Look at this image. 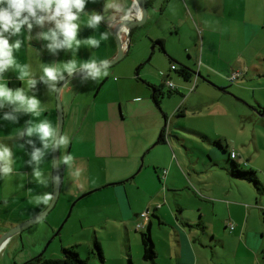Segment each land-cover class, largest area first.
I'll return each mask as SVG.
<instances>
[{"label": "crops", "instance_id": "crops-1", "mask_svg": "<svg viewBox=\"0 0 264 264\" xmlns=\"http://www.w3.org/2000/svg\"><path fill=\"white\" fill-rule=\"evenodd\" d=\"M146 1L149 11L162 14L163 5L159 8L155 4L165 5L171 0ZM178 1L185 11L184 23L189 27H193V23L199 25L203 29V39L212 32V24L216 25L215 32L222 36L225 44L229 42L234 48L235 57L228 62L234 67L232 69H247L248 74L254 68L256 77L264 76L257 65L264 52V47L258 45L261 25L264 27V0ZM133 4L134 0H0V211L10 218L5 225L9 222L11 226L16 225L50 205L54 193L58 87L75 71L104 64L116 57L118 45L105 20L130 14ZM43 9L47 13L39 23L38 16ZM172 25L171 32L181 34V28L175 23ZM135 31L136 28L132 38ZM161 39L157 37L152 43L155 49L165 53V41ZM131 44L126 55L130 53ZM186 47L190 49L192 43H186ZM180 57L177 55L176 59ZM169 60L178 69L182 66L192 68L182 60L179 63L172 57ZM202 68L198 77L204 75L213 84L223 86L222 82L228 78L229 68L227 73L224 69L214 72L205 68L207 75ZM175 71L171 69L168 77ZM114 74L108 72L97 79H89L86 75L79 84L71 81L62 91V99L66 95L67 103L60 145L61 191L65 190L69 203L86 191L112 188L103 203V219L90 220L93 227L116 219L130 233L140 231V224L145 229L150 226L157 256H160L155 229L164 230L161 227L165 226L170 230L165 232V243L170 244V255L172 252L177 255V264H198V259L194 262L187 259L185 250L197 249L196 241L205 233V237H212L222 245L225 239L236 242L239 247L246 245L249 254H253L248 258L260 264V253L247 243L253 234H258L250 228L251 209L258 207L249 206L247 210L241 196V192H251L249 186L252 184L232 178L226 171L230 165L227 151H236L237 159L241 160L242 156L218 128L216 136L212 135L210 140L207 134L203 135L202 129L177 121L189 117L193 109L202 115L205 101L208 106H216L222 93L204 88L200 80H197L199 92L195 94L190 93V85H180L177 92L181 98L168 97L167 100L165 96L161 101L166 116L155 108L148 109L149 97L141 100L134 95L125 102L123 95H129L133 81L126 77L117 80L112 78ZM162 75L164 78L165 74ZM106 81L111 86L109 89L104 85ZM92 83L97 97L111 90L115 97L119 95L118 99L103 102L101 106L94 100L91 103L79 101L83 89ZM207 84L216 88V85ZM139 104L144 105L146 113L140 111ZM118 107L123 114L115 117ZM80 112H85L86 116L77 133ZM90 113L95 118L91 121L94 128L90 134L81 136ZM169 113L172 118L165 141L154 146ZM128 115L143 120L149 117L153 121L152 126L143 127L136 146L138 150L131 154L132 146L123 123ZM212 117L216 123L221 115L216 111ZM189 142L196 143L208 154L207 158L212 159L204 163L203 170L193 164L195 157L189 156ZM213 146L221 147L223 152L220 154ZM225 154L227 159L220 157ZM142 155L145 157L143 166L135 174ZM197 156L199 162L202 155ZM209 172H215L216 177H211ZM222 172L227 177L224 178ZM191 185L195 190L189 188ZM188 200L191 202L187 204ZM114 207L118 213L113 212ZM84 209L89 210L88 206ZM145 212H149L147 218L142 217ZM152 214L158 221H153ZM230 225H235V229L231 230ZM175 241L177 249L172 248Z\"/></svg>", "mask_w": 264, "mask_h": 264}, {"label": "rangeland", "instance_id": "rangeland-1", "mask_svg": "<svg viewBox=\"0 0 264 264\" xmlns=\"http://www.w3.org/2000/svg\"><path fill=\"white\" fill-rule=\"evenodd\" d=\"M155 5L159 8L163 5L164 11L162 14H159L154 13V11L150 9L147 23L136 28L132 42H130V44L132 43L130 53L125 55L116 65L90 74L87 77H89V79H95L99 77V75L108 72H115L112 78H116L117 80L126 77L133 82H131L129 86V95H123L125 102L127 98L130 99L134 95L140 96L141 100L149 97L150 107H148V109L151 108L154 110L155 108V110L163 113L164 110L162 105L157 106L153 98V88L147 83L151 85L156 83L157 86H162L164 83L163 91L168 100V97L175 98L181 95L178 93L179 91L172 95L168 94L169 89L166 86V78H168V80L172 78L169 81H172L177 88L183 84L192 87L196 79L195 74L188 83L176 72H172V77H168V73L171 71L172 66L169 57L177 60L178 63L182 60L184 63L190 64L193 68L191 69L196 73L202 67L203 74L207 72L205 68L214 72L218 69H224L227 73V68H229V71L234 68L232 64H228V62H230L229 59L231 61L234 59L235 51L232 46L230 47L229 42L225 44L224 39L221 38L222 36L215 32L216 25L212 24V32L207 33L203 39V29L199 25L193 23V27H189L188 24H185L183 21L185 19V11L178 0H171L170 3L165 5ZM262 18L263 16L260 17V21H262ZM172 23H175L176 26L181 28V34L176 35L171 32L170 28L174 27ZM261 28L262 33L259 37L260 41L258 45L261 44L264 47V27L261 25ZM157 37L165 41V53L160 51L159 48L153 49L155 44H153L152 41H156L155 38ZM186 43H192V47L188 49ZM188 51L190 53H188ZM262 54L261 60L258 61L257 65L259 72L264 75V52ZM177 55L182 56L180 57L181 59H176ZM189 56L190 59H188ZM163 73L165 74V79L163 78ZM82 78L84 77H79L71 81H77L79 84ZM197 78L204 88L214 92L217 91L218 93L221 92V99L216 102V106H208V101H205L206 105L204 106L202 115H198L199 112L196 113V110L193 109L192 112L189 111V117L178 118L177 121L179 124L195 126L202 129L205 133L203 135L207 134L206 136H208L209 139L212 138V135L216 136L217 133L215 130L218 128V132L227 136L230 140V146L236 149L242 156L241 160L240 158L237 159L238 162H240V167H242L244 171H255L258 179L264 185V118L261 117L258 112L259 106H264V76L259 75L256 77L254 68H252L247 76L243 75L242 78H239L236 82H231V80L226 77L225 81L222 82V84H224L223 86H219L215 83L216 86L211 84L212 87L215 86L216 88H210L207 84V80L203 79L204 77ZM210 82L213 83L212 81ZM104 85H106L108 89L111 87L108 81H106ZM221 88L225 89L222 90ZM93 89V83L90 86L87 84L78 100L90 103L94 100L101 106L103 102H113L119 97V95L115 97L111 90L105 93L102 92L97 97L95 93H93ZM197 92H199L198 87L194 94ZM164 97L162 99H164ZM62 103L64 109V105L67 103L66 95L65 99H62ZM161 103L162 102H160V104ZM196 103L199 104L198 102ZM138 106L141 107L140 111L143 114L146 113V108L143 107L144 105L139 104ZM216 111L220 113L221 118H219L218 122L214 123L212 115ZM121 112L122 110L120 111L119 107L118 109L116 108L114 111L115 117H120ZM164 114L167 116L165 112ZM222 115H224V117H222ZM77 116H79L77 133H79V127L86 113L80 112ZM88 117L85 125L86 129L82 135L80 133L81 136L90 134V131L94 128L91 123V121L95 119L93 113H90ZM171 118L172 114L169 113L168 125L171 122ZM123 123L125 124L124 132L128 134L127 140L132 146L131 154L138 150L136 146L138 141L141 140L139 137L141 130L145 126H152L153 121L150 120L149 117L143 120V118L141 119L128 115L127 119L123 120ZM154 144L155 142L153 145ZM189 145V156L195 157L193 158V164L198 166L200 170H203L204 163L206 162V164H208L207 162L212 161V159L207 158L208 154L200 150L196 143L189 142ZM213 147L217 152H223L221 147ZM199 154L202 156L200 157L201 160L198 162L197 158L199 157L197 155ZM226 155L227 154L224 156L221 155L220 157L227 159L228 156ZM144 158V155H142L140 158V167L135 174H137L141 166H143L142 163H144ZM222 173L225 175L224 172ZM207 175L208 173L203 174L204 177H207ZM209 175H211V177L212 175L216 177L215 172H209ZM223 177L225 178L227 175ZM223 177L221 179H223ZM249 187H251V192L249 194L241 192V196L243 197L242 202L246 205L247 210H249V206L258 207V209H251L252 220L250 222V228L258 234H253L247 243L253 250L260 253L259 262L260 264H264V192L263 194H259L255 191L253 186L250 185ZM189 188L195 190V187L192 185ZM219 188L220 186L218 189ZM64 191H61L62 193L60 194L56 206L45 219L25 229L9 240L1 252L0 264H23L39 256L44 259L60 258L62 257L64 248H73L79 253L82 259L88 262V264H129L128 259H131L133 264L178 263L177 255L173 252L170 255V244L165 243V232L170 231L165 226L161 227L164 230L155 229L159 240V244L157 245L160 249V256H157L154 260L145 261L143 259L140 235L141 231L145 230V226L142 227V224H140V231L130 233L118 219L113 222H103L97 227L91 225V218L93 221H98L99 217L102 218L103 203L105 202V197L112 193V188L102 187L86 191L77 197V202L72 201L70 203L66 199V193ZM92 191L94 192L83 197V195ZM189 202L191 201L188 200L187 204ZM86 206H88L89 210L84 209ZM113 212L118 213L117 207L113 208ZM6 216H8L7 213L0 211V221L2 220V223H0V236L37 215L16 223V225L13 226L10 225V222L8 226L4 224L6 219L10 221V218ZM152 219L155 222L158 221V218L154 217V214H152ZM12 220L14 221L15 219L13 218ZM199 231L202 233L203 230L200 229ZM204 235L205 233L203 236L201 234L200 239L196 241L197 249H194V251L185 250L186 257L191 262L198 259V264H258L257 260L248 258L253 254H249L246 245H241L239 247L236 242L228 239H225V244L222 245V243L212 239V237H205ZM95 242H99L101 245L105 258L104 262L99 258L98 251L94 245ZM174 247L175 249L178 248L177 241L173 243L172 248ZM238 254L237 260L234 259Z\"/></svg>", "mask_w": 264, "mask_h": 264}, {"label": "water", "instance_id": "water-1", "mask_svg": "<svg viewBox=\"0 0 264 264\" xmlns=\"http://www.w3.org/2000/svg\"><path fill=\"white\" fill-rule=\"evenodd\" d=\"M138 5L140 8V13L137 15L134 12V6ZM149 16V8L147 5L146 0H134L133 9L131 10L130 14L125 16H113L109 17V19L105 20L106 26L111 30L113 33L115 40L118 45V54L116 57H114L111 61L106 62L101 65H97L94 67H90L87 69H80L69 75L58 87V90L56 92V101H57V131L55 135V141H54V148H53V161H54V193L53 198L50 203V205L45 209L43 212L38 214L37 216L33 217L32 219L22 223L21 225L11 229L10 231L6 232L2 236H0V256L2 250L5 248L7 243L11 238L14 236L20 234L25 229L31 227L32 225L42 221L45 219V217L54 209L56 206L61 190H62V179H61V167H60V145H61V138L64 131V123H65V115H64V109H63V103H62V91L66 87V85L71 82V80L83 77L86 75L93 74L95 72L101 71L105 68L111 67L119 63L127 54L129 48H130V42L132 39L131 33L133 30L139 26H142L143 24L147 23ZM155 49V47H153ZM203 76L200 75V78ZM206 79L209 83V79ZM211 83V82H210ZM213 84V83H211ZM215 85V84H214ZM167 125V121L165 118V124ZM158 144V141L154 144V146ZM112 185V184H111ZM110 186V185H109ZM94 191L83 195V197L93 193ZM81 197V198H83ZM40 257V256H39Z\"/></svg>", "mask_w": 264, "mask_h": 264}, {"label": "trees", "instance_id": "trees-1", "mask_svg": "<svg viewBox=\"0 0 264 264\" xmlns=\"http://www.w3.org/2000/svg\"><path fill=\"white\" fill-rule=\"evenodd\" d=\"M42 13H44V14H42ZM46 13H47V11L44 10V9L40 11L39 16H38V22H39V19H41V22L43 21L44 15ZM41 22H39V23H41ZM131 36H132V33H131ZM159 44L163 45V42L160 41ZM172 66H175V65L172 64ZM233 71H242L243 72L242 75H246L247 74V69H240V70H237V69L236 70L235 69L232 70L231 69L229 71V74H228V79L229 80H231V76H232ZM175 72H177L180 76H182L183 79L186 82H190L195 74L199 75L198 72L196 73L194 70H192L191 68H187L186 66H182L180 69L177 68ZM240 78H242V77H240ZM164 79H165V77H164ZM237 80L231 81V82H236ZM167 81L168 80L165 81L166 82V86H167ZM147 84L151 88H153V93H154L153 94V98H154L157 106H160L161 99L165 96V94L163 92V87L161 86V88H160L159 86L151 85L149 83H147ZM167 87L169 89V91H168L169 95L177 93V87L176 86H174L175 87L174 90H171V88L169 86H167ZM196 88H197V86H196ZM196 88L193 90L192 87H191L190 88V93H194L196 91ZM221 89L224 90L225 88H221ZM258 112L261 115V117L264 118V106H259ZM166 121H167V125L163 127V129L161 131V134L159 135V138H158V143H161V142L165 141V134H166L167 128H168V117H166ZM227 153L229 155V161L228 162L230 164L229 167H227V170H226L228 172V174L232 178L239 179V180H244V181L246 180L247 182L252 184L254 189L259 194L260 193L263 194V192H264V187L263 186L264 185L258 179L257 173L255 171H253V170L244 171L243 168L240 167V164L237 163V161H236V159H237V152L236 151H229V152L227 151ZM233 153L236 154V158H231V154H233ZM234 229H235V226H234ZM140 235H141V246H142V251H143V259L145 261L154 260L157 257V252H156V249H155L154 240L152 238L150 226H148L144 231H141ZM94 245H95V248L98 251V255H99L100 260L104 262L105 258H104V255H103V251H102L101 245L99 244V242H95ZM128 263L129 264H133L131 259H128ZM23 264H88V262L86 260L82 259L80 257V255H79V253L77 251H75L73 248H64L62 257H60V258L44 259L43 257H36V258L31 259V260H28L27 262H25Z\"/></svg>", "mask_w": 264, "mask_h": 264}, {"label": "built area", "instance_id": "built-area-1", "mask_svg": "<svg viewBox=\"0 0 264 264\" xmlns=\"http://www.w3.org/2000/svg\"><path fill=\"white\" fill-rule=\"evenodd\" d=\"M42 14H44V13H42ZM39 22H41V19H39ZM171 69L173 71H175L177 68H176V66H172ZM242 73H243L242 71H233L232 76H231V81H235V80L239 79L240 77H242L243 76ZM197 77H198V75H196V77H195L196 79H195L194 84L192 86L193 90L197 86V80H198ZM167 86H169L171 88V90H174V88H175L174 87L175 85L171 81H167ZM231 158H236V154L235 153L231 154ZM148 215H149V212H145L142 214V217L147 218ZM233 229H234V225H231V230H233Z\"/></svg>", "mask_w": 264, "mask_h": 264}, {"label": "bare ground", "instance_id": "bare-ground-1", "mask_svg": "<svg viewBox=\"0 0 264 264\" xmlns=\"http://www.w3.org/2000/svg\"><path fill=\"white\" fill-rule=\"evenodd\" d=\"M135 6H136L137 9H135ZM135 6H134V9H135L134 12H135V14L138 15L140 13V8H139V6L137 4Z\"/></svg>", "mask_w": 264, "mask_h": 264}, {"label": "flooded vegetation", "instance_id": "flooded-vegetation-1", "mask_svg": "<svg viewBox=\"0 0 264 264\" xmlns=\"http://www.w3.org/2000/svg\"><path fill=\"white\" fill-rule=\"evenodd\" d=\"M196 75H198V74H196ZM199 76V75H198Z\"/></svg>", "mask_w": 264, "mask_h": 264}]
</instances>
